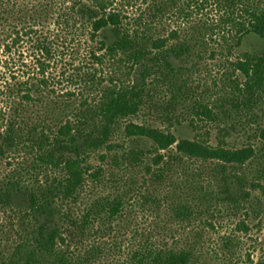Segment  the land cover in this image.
Segmentation results:
<instances>
[{
    "label": "trees",
    "instance_id": "1",
    "mask_svg": "<svg viewBox=\"0 0 264 264\" xmlns=\"http://www.w3.org/2000/svg\"><path fill=\"white\" fill-rule=\"evenodd\" d=\"M19 1L0 0V68L11 53L5 41L15 45L27 37L37 72L23 78L10 72L0 80L8 104L0 128V165L8 167L0 175V207L19 216L21 230L11 248L0 250V264H88L87 255L69 252L68 239L82 241L100 220L109 227L124 199L123 191L101 197L77 216L89 178L99 183L105 173L116 176L146 164L148 157L157 176L165 175L171 162L213 165L208 175L217 195L200 185L199 200L191 199L198 208L214 198L215 204L246 202L255 217L264 213L263 200L252 194L258 188L264 194V48L236 51L246 35L264 36V0ZM170 21L181 26L170 28ZM209 39L218 45L210 56L217 52L229 64L214 93L197 90L190 74L201 52L207 53ZM80 47L86 51L83 61ZM65 51L72 60L60 71L63 81L80 96L86 93L75 100L78 105L67 97L72 92H58L46 73ZM144 113L153 121H133ZM185 122L215 129L217 142L177 137ZM238 133L247 138L240 146ZM114 139L134 142L123 146ZM139 140L151 141L150 147ZM102 149L110 152L111 167L92 168L90 157ZM191 201L172 207L176 218L197 212ZM127 264H195V253L144 244Z\"/></svg>",
    "mask_w": 264,
    "mask_h": 264
},
{
    "label": "rangeland",
    "instance_id": "2",
    "mask_svg": "<svg viewBox=\"0 0 264 264\" xmlns=\"http://www.w3.org/2000/svg\"><path fill=\"white\" fill-rule=\"evenodd\" d=\"M18 2L21 3L19 0ZM207 9V12H211L210 7ZM170 25L173 29L181 26L176 21H170ZM29 41L27 37H22V41L15 45H11V41H5V44L8 42L11 46V53L5 57L7 68L5 65L0 68V80L8 78L10 72L18 78L26 77V73L37 72V63ZM58 41L61 42L60 39ZM214 48H218L217 43L209 39L207 53L201 52V58L198 60V57L196 58L198 66L192 67L190 71L192 83L197 85V90H206L208 87L210 90L207 93L217 91L221 84L222 73L229 66L223 56L217 52L213 57L210 56L209 52ZM263 48L264 36L250 33L243 38L236 51L260 53ZM3 49L1 45L0 53L4 51ZM85 52L83 47H80L78 52L80 61H83L82 55ZM71 60L72 56L65 51L56 61H50L51 65L46 73L51 82H54L53 86L56 90L71 91V97L68 94L67 97L73 100L74 105H78L75 100L85 97L86 93L80 96L77 88L72 85L66 86L63 81L64 76L60 73L61 70H68ZM103 71L109 73L111 70L103 66ZM7 107L8 104L0 93V128L1 117L7 112ZM144 120L152 122L153 117L144 113L133 121L141 123ZM156 124L161 127L167 125H160L158 121ZM216 133L215 129H208V132L197 127L195 129L187 122L178 126L175 131L177 137L191 138L199 135L208 138L212 143L217 142ZM246 139L244 134L238 133L235 143L240 146ZM128 140L131 139L125 142L114 139V142L122 143L123 146L134 142L129 143ZM139 144L149 148L151 141L139 140ZM171 148L173 150V146ZM109 154L106 149L93 153L89 159L92 168L98 165L111 167L110 162L107 161ZM160 154H166V151L160 150ZM101 156L107 158L102 159ZM152 158L148 157L142 161L146 164L139 163L138 166L129 167L128 170L116 171V176L107 172L99 183L92 182L89 178L82 199L76 206L77 216H80L84 208L94 200L105 196L112 197L115 194L121 195L122 191L124 192L123 207L121 214L109 227L102 225L100 220L82 241L68 239L69 252L87 255L88 264H127L134 250L141 245L152 243L161 247L191 248L195 253V264H264V213L255 217L246 202L237 206L230 201L221 203L218 200L215 204L214 198L207 208H198L196 201L191 199L196 200L200 195V185L217 195L215 182L210 181L211 177L208 175L213 165L200 161H187L184 165L171 162L165 175L157 176L154 174L156 164ZM146 166L150 170H147ZM4 168L8 167L5 164L0 165V175ZM252 194L260 196L264 202L263 191L259 188ZM219 196L221 198L222 194ZM180 201H191L197 207V212L187 218H176L172 207ZM99 226L101 231H96L95 228ZM19 231H21L19 216L8 208L0 207V250L11 248L18 240Z\"/></svg>",
    "mask_w": 264,
    "mask_h": 264
}]
</instances>
